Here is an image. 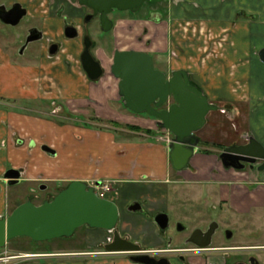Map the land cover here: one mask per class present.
Returning a JSON list of instances; mask_svg holds the SVG:
<instances>
[{"label":"crops","instance_id":"0c3cea01","mask_svg":"<svg viewBox=\"0 0 264 264\" xmlns=\"http://www.w3.org/2000/svg\"><path fill=\"white\" fill-rule=\"evenodd\" d=\"M227 1L229 5L219 9L222 14L217 11L218 14L213 15L214 19L206 22L204 28L215 25L225 29L229 42L218 44L214 49L210 45L200 48L199 44L196 48L183 46L182 49V65H185L183 61L186 58L191 61L195 58L196 70L182 69L190 72L192 81L212 103L222 106V110L209 115V123L200 132L202 140L196 154L183 171L174 168L170 157L167 138L171 139L173 135L160 127L156 118L136 114L126 108L119 95L116 78L113 80L108 76L98 83H90L79 67L70 70L63 63L51 60L38 68L26 67L22 75L14 80L19 84L16 91L11 85L7 87L4 79L0 78V216H9L6 215L10 200L8 193L14 185H10L5 176L12 169L21 172L19 184L36 186L42 182L41 186L48 187L52 183L60 187L73 181H82L91 186L110 184L111 200L117 203L122 212L118 227L120 232L134 239L147 235L146 246L163 243V240L159 237L157 226L139 210L143 207L150 214L163 209L170 211V189L179 195L177 198L187 192L190 197L198 199L197 188L201 189L200 185H203L207 186L213 198L218 190L223 202L231 201L232 187L252 192L248 191L245 183L235 185L237 174L220 161V149L217 147L223 142H218L216 135L218 132L225 134L224 128H229L230 121L236 115L239 124L247 125L248 130H257L260 136L256 138L264 145V76L261 74L264 65L259 55L264 43L253 44L249 40V35L259 33V30H254L256 24L250 23L247 18L253 11L246 7L249 0ZM119 22L120 25L126 24L125 20ZM141 23H144L143 28L149 29L148 36L140 42V45H145V41L155 37L156 24L143 20ZM142 33L139 32L137 37ZM140 51L154 54L157 49L152 46L151 50L144 48ZM0 56L3 57L2 54ZM58 74L61 75L60 81L57 80ZM45 81L54 82L63 93L58 91L51 96H46L44 92L40 94V82ZM64 92L68 93L67 98L90 96L91 103L87 100L69 102L72 105H91L95 111H80L74 113L71 122H61L56 118L55 111L45 112L27 106L35 98L53 100L64 97ZM15 100L21 104L24 112L13 108L16 106L12 103ZM114 104L116 106L112 107ZM244 108L247 112L250 110V114H245ZM87 114L93 117L83 119ZM129 126L141 128L142 131L130 129ZM246 134H250V131ZM188 185L191 186V193ZM252 187L256 192L262 185ZM138 205L140 209L135 207ZM87 230L83 250L55 251L43 258H36L34 262L57 259V262L46 263L67 264L66 259L83 257L85 264H133L124 255L108 253L102 248L107 242L108 231Z\"/></svg>","mask_w":264,"mask_h":264},{"label":"rangeland","instance_id":"374dc122","mask_svg":"<svg viewBox=\"0 0 264 264\" xmlns=\"http://www.w3.org/2000/svg\"><path fill=\"white\" fill-rule=\"evenodd\" d=\"M26 2L29 5L31 3L30 0H27ZM45 2L46 0H38V3L36 5L33 3L32 7L29 6L30 14H32L36 18L34 17L32 19L30 16H28L19 28L0 29V44L5 43L2 38L10 35L18 37L20 36V34H24L26 32L25 29L27 27L36 25L40 28H43V30H45L46 32V39L42 44L54 40L63 45V51L61 52V54H59V56L54 58L52 61L63 63V61L66 59L77 60L78 53L81 51L83 45V32H80L81 34L79 38L75 40L68 39L63 32V22L65 19V14L68 13L72 15L69 18V21L79 22L78 18L80 13L76 10V0H56L57 4L54 5L55 9H53V11L51 10L53 14L51 13V15L49 16L47 13V10L49 8L40 5V3ZM62 4H66L68 6V9L65 12H60L57 16L54 15L56 8L60 7ZM228 5L229 2L227 0H222V2H219L217 0H182L181 2L176 0H149L144 4L140 12L135 14L124 13V16L119 17V21H121V19H124L126 21V24L120 25V22L118 21L119 23L117 24L116 30L112 33L103 32V30L99 26V23L97 21L93 22L90 28L91 38L97 44L95 51H98L99 56L104 59L107 68L110 67L115 49L141 50L147 48L148 50H151V47L153 46L157 49V51L154 52L155 57L153 56L156 61L155 66L157 67V69L162 68L169 74L171 73V70H179L182 68L194 71L196 70L195 58H192V61L190 60V58H186V60L183 61V64L185 65H182V62L180 61L181 54L184 53V50H182L184 49L183 46L196 48V45L199 44L200 48H203L204 45H210V48L214 49L218 44H227L229 40L227 39L228 34L225 29L219 28L215 25L212 27L210 26V28L206 29L204 28V25H206V22L209 23L211 19H214L212 18V16L218 14L217 11H219V14H222V11H220L219 9H222V6ZM246 7L253 10L248 14L247 18H249L250 23L253 22L254 24H256V28L254 30H259V33L255 32L254 34L249 35L250 42L253 44H260L261 42L264 43V0H249ZM152 9L159 10V13H157L154 18H163L164 21L167 20V23L155 25L156 35L155 37L148 39L151 42L149 46H146V44L140 45L137 34L143 31L144 23H141L142 21L135 22V19L138 16L141 19L142 17H146V15L149 14ZM226 25L229 26L230 22ZM113 36H115V38H113ZM140 36L142 37V34ZM113 40H115V44ZM37 44L39 43L31 45L25 57L17 56L16 61H9L8 59H5L4 56L0 59V78L4 79L5 85L7 87H10L11 85V88L14 91H16V89L18 90L19 84L14 80L22 75V72H24V69L26 67L32 68L35 66V68H38V65L36 66V64H39L40 60H37L35 62L32 61V55H34L35 53L34 50L35 47H37ZM4 49L5 46L0 45V55L2 53H6L5 51H3ZM36 54H38V57H40L39 49L36 51ZM262 64L264 65V63ZM194 73L195 72H193V75ZM261 74H263L264 76V71H261ZM57 77V80L60 81L61 75L58 74ZM110 78L115 80L114 77ZM58 88L59 86L54 85V82H40L41 91L39 92L40 94L44 92L46 96L57 94L58 91H60V93H63V90H58ZM64 93V97L60 96L59 99L56 98L53 100H41L40 98H35L31 101V105L27 106H32L35 110H42L45 112L56 111L57 119L59 118V120H61L62 122H71L72 120H70V118L73 117V115H71L73 112H68L67 110L69 109L66 110V108L71 106L74 109V107L72 104H67L66 99L68 93ZM12 103L16 105L13 107L14 109L22 110L24 112L21 104L18 101L15 100ZM218 105L221 106V104ZM111 106L115 107L116 104ZM167 106H169V104H167ZM243 112L245 114L249 112L250 114L251 111L249 110L247 112V109L244 108ZM80 117L83 116L80 115ZM92 117L93 116L87 114L86 117H83V119L88 120ZM231 117L233 118V116ZM229 120L231 119L229 118ZM237 121L238 120L236 118V115H234L233 121H230L229 128H224V131L227 134L225 133L222 135V132H218V134L216 135L217 141L223 142L222 144H220V146H216L220 149V153L223 152L224 146L231 144L234 140L240 139L242 142L247 144L250 135H254L255 138L257 136H260L258 132H256V129L248 130L249 128L247 125L243 123L239 124ZM232 124H234L235 127H233ZM249 131L250 134H246ZM262 133L264 136V132ZM234 170L237 174L235 185H241L245 183V187L249 189L248 191L252 190V192L247 193L246 190H241L239 188L234 189V187H232L231 191L233 193L231 192V201L223 202L222 196H219L220 193L218 190H216L217 192L214 193L216 197L213 198L212 194L207 191V186L204 187L203 185H200L201 189L199 187L197 188L198 192H196V197H199L198 199L192 198V196L190 197L187 192L183 197L177 198L179 195L175 191H171L170 189L171 204L169 207L170 212L175 217L173 223L176 220L184 223L189 222L188 220H190L191 225H195L197 223L196 219L199 220L201 217L208 216L210 218H217V216H215V213H217V209L214 206H226L225 208H231L229 206H233L236 209L241 210V212L237 211L233 213V211H227L226 213H224V216H233L232 221H230V225L232 226V228L236 229L238 236V238L234 241V244L250 246L264 245V172L259 171L257 168ZM41 184L42 182H39L38 185L33 186L32 184L20 183L12 186L9 189L8 193V195L10 196V200L9 206H7L6 215H10L18 207L19 204L26 202L30 195H35L36 198L34 202L35 204L40 205L45 199H52L54 196H56V193L58 191L57 189L60 188L56 183H50L51 186H49V188L42 189ZM255 184L262 185V187L256 190V192L252 187ZM68 185V183H63L61 187L62 189H65L68 187ZM190 187V185L187 186L188 191L190 190ZM102 193V195L112 199L111 192H107L106 194H104L105 192ZM189 193H191V191H189ZM250 207L252 209L250 213L248 212L244 214V210ZM174 228L175 226H173V229L169 231L170 235L176 232L174 231ZM87 234L88 230L83 227L77 230L73 239L60 238L53 241L40 243L33 242L32 239L27 237L16 238L10 241L5 248L0 249V256L6 253L15 255L25 253H52L55 251L58 252L83 250L84 244L87 240ZM35 260L36 259L30 260L27 263L47 264L46 262L48 261L49 263L57 262V259L48 261L40 260V263L34 262ZM65 263L85 264L86 262L83 257H74L66 259Z\"/></svg>","mask_w":264,"mask_h":264},{"label":"water","instance_id":"95a60500","mask_svg":"<svg viewBox=\"0 0 264 264\" xmlns=\"http://www.w3.org/2000/svg\"><path fill=\"white\" fill-rule=\"evenodd\" d=\"M145 1L79 0V3L93 9L95 15H100L103 29L108 32L113 28L109 13L114 9L135 12ZM67 35L75 38L78 33L67 32ZM37 39L39 36L30 37L29 42ZM85 46L82 56L84 68L93 80H97L101 78L103 70L90 52L92 41L89 37ZM259 55L264 63V49ZM111 72L119 80V94L126 108L156 118L158 125L173 135L170 157L174 168L178 171L187 169L201 142L198 133L207 125L209 115L222 108L212 103L192 81L189 71L176 70L167 79L166 74L155 67L152 56L145 52L118 50ZM171 100L175 103L170 105ZM167 104L168 108H162ZM248 140L247 144H234L224 149L220 160L227 169L243 170L245 163L254 165L261 162L258 170L264 172V145L254 135H250ZM5 177L10 185H16L20 182L21 172L12 169ZM35 198V195H30L9 216H0V249L21 237L40 243L72 238L78 229L87 226L115 231L113 242L106 245L109 253H133L139 250L138 245L123 239L116 230L120 218L117 203L99 196L94 186L73 181L53 199L40 205L35 204ZM208 245L209 242H206L202 246ZM132 259L138 261L137 258Z\"/></svg>","mask_w":264,"mask_h":264},{"label":"flooded vegetation","instance_id":"af4514ba","mask_svg":"<svg viewBox=\"0 0 264 264\" xmlns=\"http://www.w3.org/2000/svg\"><path fill=\"white\" fill-rule=\"evenodd\" d=\"M26 1L27 0H0V29L19 28L28 16H30L32 19L35 17L32 14H30L29 6L32 7L33 3L36 5L38 3V0H30L31 1L30 5L27 4ZM147 1L149 0H146L144 4ZM55 4H57L56 0H46L45 3H40V5L44 7L46 6L49 8L47 10L48 16L51 15L53 9H55V6H54ZM144 4L142 5V7L144 6ZM75 6L77 7L76 8L77 12L80 13L79 18H78L79 22L69 21V18L72 15L68 13L65 14L64 15L65 19L63 22V32H64V35L68 39H71V40H75L79 38L81 34L80 32H83V45H82L81 51L78 53L77 60L76 59H66L63 61V64L66 65V67L69 68L70 70H73L76 67H79L81 71L85 74L86 78L88 79L90 83H98L102 79L108 77L109 75L111 77L116 78L111 72V67L114 64V58H115L116 52L118 50L119 51H129V50H135V49H115L110 67L107 68V66L105 65L104 59L101 56H99L98 51L97 52L95 51L97 44L91 38L90 28H91V24L95 21L99 23V26L101 27L103 32H106L103 29L100 15H95V11L93 9L87 6L80 5L79 0H76ZM142 7L138 11H135V12L120 11L118 9H114L111 13H109V19L113 22V28L106 33H112L113 31L116 30L119 17L124 16L123 15L124 13L135 14V13L140 12ZM67 9H68V6L66 4H62L60 7L56 8L54 15L57 16L60 12H65ZM158 11H159L158 9L157 10L152 9L151 12L146 15V17H142V19L139 16L136 17L135 22L143 20V21L154 22L155 24H160L164 21L163 18L162 19L154 18V16L157 13H159ZM37 17H40V16H37ZM121 20H124V19H121ZM25 31L26 32L24 34H20V36L18 37L10 35V36L2 38V40H4L5 43L0 44V45L5 46V49L3 51H5L6 53H2L5 59H8L9 61H12V60L16 61L17 56L25 57L31 45L35 43H39V44H37V47H35V50H34L35 53L34 55H32V58H33L32 61L35 62L37 60H40L39 64H36V66L42 65L43 63L48 62V60L52 61L54 58L59 56V54H61V52L63 51V45L54 40L46 42L45 44H42L46 39V36H45L46 32L45 30H43V28L33 25L31 27H27ZM76 31L78 35L75 38L68 37L67 32L68 34H72ZM148 34H149V29L145 27L142 33V37L139 36L138 41L142 42L143 40H145ZM37 36H39V39L29 42L30 37H37ZM87 37H89L92 41V47L90 49V52L95 58V60L100 63L101 68L103 70V74L101 78L97 80H93L89 76V74L84 68L83 61H82V56L86 49L85 44H86ZM113 38H115V36H113ZM113 42L115 44V40H113ZM145 44L149 46L151 42L147 40ZM38 49L40 51V57H38V54H36V51ZM135 51L145 52V53L150 54L155 64L156 62L154 58L155 54H151L147 51H140V50H135ZM52 52H55V53H52ZM0 59H1V56H0ZM159 70H161L162 72L166 74L167 79L171 78L173 75V72L176 71V70H171L170 71L171 73L169 74L167 73L166 70L164 71L162 68ZM179 70H182V69H179ZM116 80L118 79L116 78ZM70 100H75V101L87 100V101H90V103L92 102L90 96L78 97V98H67L66 99L67 104H71L69 102ZM121 100L123 99L121 98ZM173 103H175V101L171 100L170 105ZM123 105L125 106L124 103ZM73 107L74 109L71 106L66 108V110L69 109L67 110L68 112H73L71 115H74V113H79L80 111L81 112L83 111L85 112L88 110L95 111V108L91 105L84 106L82 104L80 105L76 104V105H73ZM168 107L169 106L165 105L162 108H168ZM55 113L57 112L55 111ZM208 123H209V120H208ZM200 132L198 133V135L200 139L202 140ZM172 140L173 138H171V141H169V144L172 142ZM234 144L240 146L246 143L242 142L240 139L234 140L231 144L224 146V149ZM222 153H220V155ZM260 165H261V162H258L254 165L245 163V168L243 170L247 168H250V169L257 168L258 169ZM231 169H234V168H231ZM100 184H106V183H99V185ZM99 185L98 184L94 185V187L97 189V186ZM43 186H46V188H49L47 185H42L41 188ZM57 190L62 191L64 189H62V187L60 186V188ZM111 190H112V186H110V189L105 191L104 194H106L107 192H112ZM60 192H58V194ZM99 196L111 200L110 198H107L104 195H99ZM46 200H51V199H45L44 202ZM135 207H138L139 209L141 208V206H135ZM214 207H216L217 209V213H215V216H217V218H213V217L210 218L208 216L201 217L199 220L196 219L197 221L196 223L197 225L195 224L196 226L194 224L191 225L190 220H188L189 222H186V223L176 220L173 223V220H175L174 219L175 217L168 210L163 209V210L157 211L154 214H150L148 210L142 207L139 211L144 213L146 216H149L151 222L157 226L159 237L162 238L163 240V243H159L156 245H148V246H146L145 244L147 240V235L141 237L140 239H134L133 236L127 235V234L124 235L120 232V229L118 228L121 222L120 220L122 218V212L120 211V218H119V222H118L116 230L119 232L120 236L123 239H127L128 241L138 245L139 250L134 251L133 253H127V252L121 253L120 252V253H113V254L124 255L123 257L128 258L133 264H264V245H258V246L251 245L250 246V245L234 244V241L238 238V236H237L236 229L232 228V226L230 225V221H232L233 216H224V213H226L227 211L229 212L233 211V213L237 211L241 212V210L236 209L233 206H229L231 208H225L226 206H214ZM251 210L252 209L244 210V214L248 212L250 213ZM139 211H136V212H139ZM173 226H175L174 231L176 232L170 235L169 231L173 229ZM85 228L87 229L89 227L85 226ZM108 233L109 234H108L107 242L104 245H102V248L105 251H107L106 245L112 243L115 238L114 230L108 231ZM73 238L74 237H72L71 239ZM206 242H209V245L207 247L202 246ZM40 254H51V253L42 252ZM132 258H137L136 260L138 261H134Z\"/></svg>","mask_w":264,"mask_h":264},{"label":"built area","instance_id":"2783aa9c","mask_svg":"<svg viewBox=\"0 0 264 264\" xmlns=\"http://www.w3.org/2000/svg\"><path fill=\"white\" fill-rule=\"evenodd\" d=\"M168 141H171V139H168ZM110 184L106 183V184H100L99 186H97V193L99 195H102L103 193L102 192H105L107 190L110 189ZM45 255H48V254H36V253H25V254H15V255H12V254H9V253H6L2 256H0V262L2 264H22V263H27L28 261L30 260H33V259H36L38 257H45Z\"/></svg>","mask_w":264,"mask_h":264},{"label":"trees","instance_id":"16d2710c","mask_svg":"<svg viewBox=\"0 0 264 264\" xmlns=\"http://www.w3.org/2000/svg\"><path fill=\"white\" fill-rule=\"evenodd\" d=\"M129 128L130 129H133V130H137V131H142V129L141 128H138V127H135V126H129ZM147 133H150V131H147ZM61 191V190H60ZM60 191H58V192H60ZM58 192L56 193V194H58ZM44 202V201H43ZM20 205V204H19ZM18 205V206H19ZM25 238V237H24ZM33 241V240H32ZM33 242H35V241H33ZM43 243H45V242H43Z\"/></svg>","mask_w":264,"mask_h":264}]
</instances>
